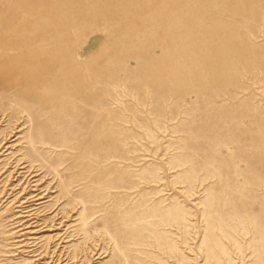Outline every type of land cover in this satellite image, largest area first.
Returning a JSON list of instances; mask_svg holds the SVG:
<instances>
[{
	"label": "rangeland",
	"instance_id": "1",
	"mask_svg": "<svg viewBox=\"0 0 264 264\" xmlns=\"http://www.w3.org/2000/svg\"><path fill=\"white\" fill-rule=\"evenodd\" d=\"M0 264H264V0H0Z\"/></svg>",
	"mask_w": 264,
	"mask_h": 264
}]
</instances>
